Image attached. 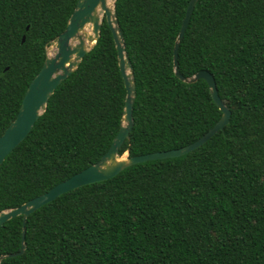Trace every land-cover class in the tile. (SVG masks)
Returning a JSON list of instances; mask_svg holds the SVG:
<instances>
[{"label": "trees", "instance_id": "trees-1", "mask_svg": "<svg viewBox=\"0 0 264 264\" xmlns=\"http://www.w3.org/2000/svg\"><path fill=\"white\" fill-rule=\"evenodd\" d=\"M77 2L0 0V136ZM189 3L116 1L136 81L134 127L120 155L187 146L222 116L207 81L187 83L174 72ZM178 62L185 77L214 76L230 123L185 155L60 195L25 226L22 216L7 221L0 264H264V0H199ZM126 93L104 19L98 43L3 161L0 211L98 162L119 132Z\"/></svg>", "mask_w": 264, "mask_h": 264}, {"label": "water", "instance_id": "water-1", "mask_svg": "<svg viewBox=\"0 0 264 264\" xmlns=\"http://www.w3.org/2000/svg\"><path fill=\"white\" fill-rule=\"evenodd\" d=\"M116 1L78 0L75 10L68 20L66 29L54 41V53L50 54L47 49L43 66L29 84L16 118L0 136V167L6 157L26 138L36 121L46 111L48 101L57 87L77 70L84 56L98 43L104 19L107 21L115 41L119 67L127 91L118 134L107 153L95 164L90 165L69 179L59 183L48 192L27 201L19 207L0 211V226L18 216L23 217L25 226L28 217L33 212L54 201L60 195L81 186L111 179L125 168L134 164L185 155L202 146L230 123L232 112L221 100L214 76L207 70H201L193 76L185 77L179 69V46L190 23L195 6L199 1L190 0L174 46V72L179 79L187 83H194L200 79L207 81L211 95L221 110L222 116L216 125L201 138L179 149L133 157L129 156V150L123 155L119 154L125 141L130 139V133L134 127L133 107L136 99V81L124 36L116 17ZM22 41H25V36H23ZM24 235L25 227L23 230V241ZM24 249L25 244L23 242L22 249L18 254H22ZM14 255L16 254L7 256Z\"/></svg>", "mask_w": 264, "mask_h": 264}, {"label": "rangeland", "instance_id": "rangeland-1", "mask_svg": "<svg viewBox=\"0 0 264 264\" xmlns=\"http://www.w3.org/2000/svg\"><path fill=\"white\" fill-rule=\"evenodd\" d=\"M49 53H53L54 49H55V42H53L50 46L47 47Z\"/></svg>", "mask_w": 264, "mask_h": 264}, {"label": "bare ground", "instance_id": "bare-ground-1", "mask_svg": "<svg viewBox=\"0 0 264 264\" xmlns=\"http://www.w3.org/2000/svg\"><path fill=\"white\" fill-rule=\"evenodd\" d=\"M109 1H111V0H109ZM55 50V49H54ZM53 53H54V51H53ZM53 53H51V54H53Z\"/></svg>", "mask_w": 264, "mask_h": 264}]
</instances>
